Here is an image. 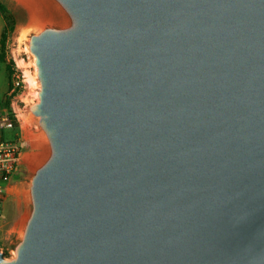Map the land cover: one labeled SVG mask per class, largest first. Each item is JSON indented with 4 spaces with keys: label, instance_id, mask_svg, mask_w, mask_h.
I'll return each mask as SVG.
<instances>
[{
    "label": "water",
    "instance_id": "95a60500",
    "mask_svg": "<svg viewBox=\"0 0 264 264\" xmlns=\"http://www.w3.org/2000/svg\"><path fill=\"white\" fill-rule=\"evenodd\" d=\"M38 1L0 264H264V0Z\"/></svg>",
    "mask_w": 264,
    "mask_h": 264
},
{
    "label": "rangeland",
    "instance_id": "374dc122",
    "mask_svg": "<svg viewBox=\"0 0 264 264\" xmlns=\"http://www.w3.org/2000/svg\"><path fill=\"white\" fill-rule=\"evenodd\" d=\"M1 3L4 4L8 13L14 19V29L7 34V38L5 41V49L7 53L8 60H12L14 62L15 70L17 73L23 77L24 86L22 88V96L19 98H13L10 94V89L12 87V76L9 77L7 73V81H8V91L5 97V101L7 97H10L9 105L4 104L5 111L4 114H13L16 115V128L15 129H7L4 131V138L6 140H12L15 137L20 139L22 145V164L20 167V171L18 173V183L17 181L13 182V185L8 188V196L5 200H3L0 208V244L5 245L9 240L8 238L15 233L14 228L12 229V221L14 217V207L12 206V202L8 203L13 197V194L18 193V187L23 182L28 175V168L25 162V155L32 154L34 155V159H37V154L39 152V147L41 143L38 141L36 129L34 125L30 123V131L33 134L32 138H26L22 129V119H21V107L24 104L31 102L34 98V93L36 91L35 85L29 81L31 79V64L28 55L25 53V34L24 32H28L29 29L33 28V25L29 23L31 19L30 9L31 7L36 6L39 14L43 18L44 15H49L48 11L41 6V3L38 0H0ZM46 15V16H47ZM0 20L5 23V16L0 14ZM34 29V28H33ZM24 34V35H23ZM6 67V66H5ZM26 70V71H24ZM25 72V73H24ZM30 75V76H28ZM28 76V77H27ZM28 81V82H27ZM5 103V102H4ZM39 146V147H38ZM7 200V201H6ZM6 202V203H5Z\"/></svg>",
    "mask_w": 264,
    "mask_h": 264
},
{
    "label": "built area",
    "instance_id": "2783aa9c",
    "mask_svg": "<svg viewBox=\"0 0 264 264\" xmlns=\"http://www.w3.org/2000/svg\"><path fill=\"white\" fill-rule=\"evenodd\" d=\"M24 79L17 70L12 75V87L10 94L13 98L22 96ZM16 115L0 114V132L7 129H14ZM22 163V145L19 138L6 140L0 138V208L5 198V182L12 177L17 167Z\"/></svg>",
    "mask_w": 264,
    "mask_h": 264
},
{
    "label": "crops",
    "instance_id": "0c3cea01",
    "mask_svg": "<svg viewBox=\"0 0 264 264\" xmlns=\"http://www.w3.org/2000/svg\"><path fill=\"white\" fill-rule=\"evenodd\" d=\"M4 29H5V23H3L0 20V41H1V35L4 31ZM0 46H1V44H0ZM7 91H8V81H7L6 67H5V64L0 61V114H4V111H5L4 102H5V97L7 95ZM0 138L5 139L4 138V131L2 133L0 132ZM35 161L36 160L34 159V155H32V154L25 155V162L28 165V167L31 168L33 166V164L35 163ZM21 164L17 167V169L14 172V174L12 175V177L9 178L5 182V198H4V200L8 196L7 195L8 194V188L13 185V182L17 181L15 184H17L19 182L17 178H18V173L20 171ZM10 202H12V206L14 207V217H13V221H12V226H13L14 223L16 222L17 218H18V211H19V196H18V194H13V197H11V200H9L8 203H10Z\"/></svg>",
    "mask_w": 264,
    "mask_h": 264
},
{
    "label": "trees",
    "instance_id": "16d2710c",
    "mask_svg": "<svg viewBox=\"0 0 264 264\" xmlns=\"http://www.w3.org/2000/svg\"><path fill=\"white\" fill-rule=\"evenodd\" d=\"M0 14L5 16L6 19V26L5 29L1 35V41H0V61L3 62L6 66V70L8 72L9 77L13 75L15 71V64L12 60H8L7 53L5 49V41L7 38V34L11 32L14 29L15 23L13 17L8 13L6 7L3 3L0 2ZM10 103V97H7L4 104L9 105ZM17 124H15L14 129L16 128ZM17 138V137H15Z\"/></svg>",
    "mask_w": 264,
    "mask_h": 264
},
{
    "label": "bare ground",
    "instance_id": "6f19581e",
    "mask_svg": "<svg viewBox=\"0 0 264 264\" xmlns=\"http://www.w3.org/2000/svg\"><path fill=\"white\" fill-rule=\"evenodd\" d=\"M30 15H31V19H30L29 23L31 25H33V28L34 29L35 28H38L39 26H42V24H44V19L39 14V11H38V9H37L36 6L31 7V9H30ZM25 33H26V31L24 32V34ZM24 71H26V70H24ZM28 76H30V75H28ZM29 81L32 82L31 79H29ZM20 116H21V119H22V129H23V132H24L25 137L26 138H28V137L29 138H32L33 137V134L30 131V121H29V117L27 116V114H24V113H21ZM38 141L40 142L39 139H38Z\"/></svg>",
    "mask_w": 264,
    "mask_h": 264
}]
</instances>
